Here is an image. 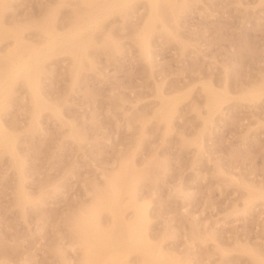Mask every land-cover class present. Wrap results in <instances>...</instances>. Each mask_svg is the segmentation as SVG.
Listing matches in <instances>:
<instances>
[{
	"label": "rangeland",
	"instance_id": "374dc122",
	"mask_svg": "<svg viewBox=\"0 0 264 264\" xmlns=\"http://www.w3.org/2000/svg\"><path fill=\"white\" fill-rule=\"evenodd\" d=\"M103 4L0 0L6 26L23 29L27 42L42 40L47 19L60 32L80 26L91 35L81 59L59 51L43 60L49 106L41 116L34 118L24 78L3 97L2 118L21 162L0 146V264H87L83 237L95 219L118 243L113 214L103 207L95 217L93 204L125 164L148 208L151 241L168 257L260 264L264 196L246 202L247 184L264 188V94L254 102L240 96L264 83V0H159L150 59L141 42L149 1L130 0L96 21L90 14ZM12 40L0 42L2 55ZM210 81L231 97L206 122ZM161 92L177 101L169 125ZM123 199L131 219L132 201ZM104 264L154 263L131 251Z\"/></svg>",
	"mask_w": 264,
	"mask_h": 264
},
{
	"label": "bare ground",
	"instance_id": "6f19581e",
	"mask_svg": "<svg viewBox=\"0 0 264 264\" xmlns=\"http://www.w3.org/2000/svg\"><path fill=\"white\" fill-rule=\"evenodd\" d=\"M103 1L104 4L100 11L91 13L93 8L88 9V11L91 13V17L94 16L96 21L100 18L99 12H101L102 16L107 15V13H109L112 9L117 8L118 6L121 7L130 0ZM148 1L150 7L149 21L147 26H145L141 42L142 50L145 53L144 56L147 59H150L152 54L149 34L153 29L157 19H160V14L159 0ZM89 3H91V1ZM1 12L2 10L0 8V42L8 38H13V40L12 45L6 54L2 55L0 53V146L6 148L17 158L18 161H20L19 154L15 146V138L9 131L2 118V109L4 105L3 97L9 93L12 85L18 78H24L34 104V118H37L41 110L44 107L49 106V102L45 98L40 86V73L43 60L59 51L71 52L72 54H76L78 59H81L82 55L85 54V51L87 50L85 45L91 42V35L87 33L86 27L80 26L66 32H60L54 21L52 19H47L42 24V30L44 33L42 40L35 44L30 43L25 40L23 36V29H14L6 26L2 19ZM84 34L86 35L84 36ZM205 90L207 92V107L209 113L206 122H211L213 121L214 114L221 110L224 101L231 97V92L227 87H225L223 91H219L212 81L205 85ZM263 94L264 83H258L252 85L248 89L243 90L240 98L242 100L254 102L261 99ZM161 97L163 109L165 111L164 119L169 125L171 124L173 115L177 109V101H170L165 97L164 92H161ZM126 165L127 164H125L122 169H120L118 172H115L114 175L109 178L108 189L106 191L98 192L94 198L95 202L93 204L95 217H97V213L99 212L100 208H108L111 211L120 241L118 243L113 242L115 238H117L116 235L113 232H107L105 229H103V227L100 225V222L95 219L92 222V224L95 225V229L88 230V232H86L85 236L83 237V242L88 254L87 264H104L105 261L109 259H121L131 251L140 253L146 263L180 264L177 259L168 257L163 252L161 247L155 246L151 241L146 226L149 218L148 208L140 202L135 191L133 180H131L127 175ZM247 185L250 191V198L247 200L246 204L257 196H264V188L255 187L251 184ZM189 191L190 190H187L188 193ZM180 192H182L183 197L187 202L191 194L189 195L186 191L184 192L183 189L180 190ZM125 194L129 195L132 201L131 205L134 207V216L131 219H126L124 216L126 205L124 203L123 196ZM21 197L23 200H27L29 198V194L23 186L21 188ZM184 199L182 198V200ZM185 209H187V207L184 208V210ZM195 216L197 217L196 214ZM190 241H192V239H190ZM72 245L75 244L73 243ZM190 247L191 250L195 248V246L193 248L192 245ZM260 259V264H264V257ZM184 264L192 263L186 261Z\"/></svg>",
	"mask_w": 264,
	"mask_h": 264
}]
</instances>
